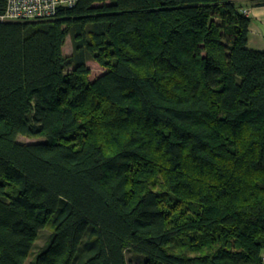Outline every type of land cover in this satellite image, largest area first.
<instances>
[{"label":"trees","instance_id":"trees-1","mask_svg":"<svg viewBox=\"0 0 264 264\" xmlns=\"http://www.w3.org/2000/svg\"><path fill=\"white\" fill-rule=\"evenodd\" d=\"M240 8L77 0L0 23V264L47 226L31 264H264V51Z\"/></svg>","mask_w":264,"mask_h":264},{"label":"built area","instance_id":"built-area-1","mask_svg":"<svg viewBox=\"0 0 264 264\" xmlns=\"http://www.w3.org/2000/svg\"><path fill=\"white\" fill-rule=\"evenodd\" d=\"M77 0H5L0 23L53 17L61 7L71 8ZM264 260V254H263Z\"/></svg>","mask_w":264,"mask_h":264},{"label":"rangeland","instance_id":"rangeland-1","mask_svg":"<svg viewBox=\"0 0 264 264\" xmlns=\"http://www.w3.org/2000/svg\"><path fill=\"white\" fill-rule=\"evenodd\" d=\"M62 50H63V54L65 55H69L71 54L72 50H71V42H70V38L66 37V40L62 46ZM87 65L89 67V71H90V75H89V79H92L94 77L99 76V74H101L102 69L97 66L95 63H93L92 61H88ZM36 141H43L42 138L40 139H34V138H27L25 136L19 135L17 137V142H22V143H31V142H36ZM51 229L49 226H47L46 228L40 230L36 236V240L35 243L33 244V247L31 249V253L28 256V258L25 260V264H31L30 260L32 259V257L35 255V253L38 251V249L46 242L47 240V236L50 234ZM198 233L197 232H190L188 234V236L191 237H196ZM188 236L185 238H181L183 240H185L186 238H188ZM177 243L178 241H173L170 246L166 247L167 251H173L175 252L177 250ZM216 246V245H214ZM215 248V247H213ZM207 253H212L210 250H201L200 252H195L192 250H188V252H186V255L188 256H196V255H200V254H207ZM125 258L128 262V264H139V261H141V258H139L138 256H136L135 254H133L132 252H126L125 253Z\"/></svg>","mask_w":264,"mask_h":264},{"label":"crops","instance_id":"crops-1","mask_svg":"<svg viewBox=\"0 0 264 264\" xmlns=\"http://www.w3.org/2000/svg\"><path fill=\"white\" fill-rule=\"evenodd\" d=\"M239 3L240 10L250 19L247 28V48L264 51V5H253L247 0H232Z\"/></svg>","mask_w":264,"mask_h":264}]
</instances>
